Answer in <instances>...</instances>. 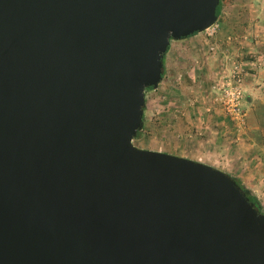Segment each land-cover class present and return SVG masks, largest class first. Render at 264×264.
I'll use <instances>...</instances> for the list:
<instances>
[{"label":"water","instance_id":"1","mask_svg":"<svg viewBox=\"0 0 264 264\" xmlns=\"http://www.w3.org/2000/svg\"><path fill=\"white\" fill-rule=\"evenodd\" d=\"M221 0H0V264H264L228 172L134 143L172 40Z\"/></svg>","mask_w":264,"mask_h":264},{"label":"rangeland","instance_id":"2","mask_svg":"<svg viewBox=\"0 0 264 264\" xmlns=\"http://www.w3.org/2000/svg\"><path fill=\"white\" fill-rule=\"evenodd\" d=\"M221 3V44L215 51L203 49L205 34L172 40L165 77L157 89L146 91L144 128L134 143L223 169L264 209V0ZM232 62L243 63L246 75L242 128L211 95L213 79Z\"/></svg>","mask_w":264,"mask_h":264},{"label":"built area","instance_id":"3","mask_svg":"<svg viewBox=\"0 0 264 264\" xmlns=\"http://www.w3.org/2000/svg\"><path fill=\"white\" fill-rule=\"evenodd\" d=\"M221 23L219 17L215 23L208 27L205 31L197 34H205V41L203 49L207 48L209 52L215 51L221 44L218 39ZM231 37L228 38V42ZM229 58V57H228ZM245 72L243 63L232 62V64L220 72L218 76L213 79L212 96L215 101L223 105V111L227 117L233 119L239 128L246 127L247 118L244 109L245 102ZM208 108V111H211Z\"/></svg>","mask_w":264,"mask_h":264},{"label":"trees","instance_id":"4","mask_svg":"<svg viewBox=\"0 0 264 264\" xmlns=\"http://www.w3.org/2000/svg\"><path fill=\"white\" fill-rule=\"evenodd\" d=\"M221 8H222V3L219 5V7H218V9H217V15L219 16L220 15V13H221ZM197 34V33H196ZM195 35V34H194ZM193 36V35H192ZM171 47V46H170ZM170 47H169V50H170ZM168 50V51H169ZM168 53V52H167ZM167 55V54H166ZM166 55H165V58H164V64H165V71H164V77H165V75H166V63H165V61H166ZM163 77V78H164ZM151 89H153V88H148L147 90H151ZM140 134H141V131L138 133V136L137 137H139L140 136ZM236 178V177H235ZM236 180H237V182L240 184V186L242 187V189L246 192V194H247V196L250 198V200L252 201V202H254L255 203V205L262 211V212H264V209H263V205H262V203L260 202V200L258 199V197L249 189V188H247L246 186H245V184H243L238 178H236Z\"/></svg>","mask_w":264,"mask_h":264},{"label":"crops","instance_id":"5","mask_svg":"<svg viewBox=\"0 0 264 264\" xmlns=\"http://www.w3.org/2000/svg\"><path fill=\"white\" fill-rule=\"evenodd\" d=\"M189 38H194V37L193 36H190V37L186 38L185 41H187Z\"/></svg>","mask_w":264,"mask_h":264}]
</instances>
